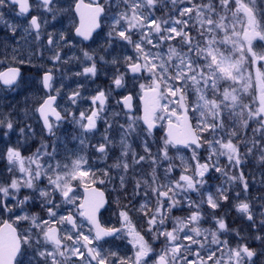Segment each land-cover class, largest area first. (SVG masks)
Wrapping results in <instances>:
<instances>
[{
	"label": "snow or ice",
	"instance_id": "snow-or-ice-1",
	"mask_svg": "<svg viewBox=\"0 0 264 264\" xmlns=\"http://www.w3.org/2000/svg\"><path fill=\"white\" fill-rule=\"evenodd\" d=\"M106 2L90 0L85 4L84 0H77L75 11L79 23L75 27L76 36L84 41L93 39V33L101 27V18L107 14ZM169 2L172 14L168 19H157L154 12L158 6L164 3L166 7ZM54 3L55 0H37L36 7L44 12H54ZM119 3L123 5V11L110 17L107 36L109 46L119 40L134 50V55L123 57L124 72L118 70L108 89L97 90L90 97V107L79 111L78 115L61 107L58 98L63 85L55 87L52 72H43L40 83L44 95L32 113L41 123L42 131L55 139L52 143L41 144L31 156L25 157L19 146L11 144H7L2 153L9 165L7 170L13 175L9 181L0 182V216L7 213L10 218L14 216V223H26L28 227L19 230L13 223L3 221L0 264H74L73 258L79 264H208L209 261L212 264H264V204H261L260 218L257 219L252 201L247 199L249 183L242 171L246 157L257 151L259 162L264 165V71L260 68L255 75L258 96L244 102V94L252 83L251 73L245 74L247 54H251L252 64L264 61V51L258 53L253 48L254 40L264 41V7H258V0H201L199 3L196 0H119ZM178 4L185 6L177 8ZM9 7L17 16L27 17L33 5L30 0H0V9ZM193 14L203 43H194L186 30ZM0 22L14 38L17 26L5 20L2 11ZM42 23L47 21L32 15L24 31L35 32L36 39H39ZM134 34H139V40H133ZM176 37H180L181 47L170 43ZM61 41H65L63 33L59 39L53 34L48 35L49 46L57 47ZM166 43L167 50L163 51L162 46ZM226 45H231L228 54L221 51ZM83 58L91 63L75 75L95 78L98 67L93 55L84 51ZM52 59L61 61L62 58L56 52ZM100 60L104 57L101 56ZM19 63L25 61L20 59ZM111 63L116 65L120 60L113 59ZM127 74H131L132 86L139 90L143 116L129 115L133 93L129 92L116 101L117 105L128 110L125 112L128 116L126 126L119 127L121 151L117 161L102 171L103 178L97 176L101 170L93 169L84 155L74 153L70 164L61 165L57 160V132L61 125L71 117V122L79 130L72 138L79 141L83 150L88 134L97 130V122L106 110L111 92L127 89ZM20 78L19 68L0 72V83L6 88L15 90L20 87ZM221 82L227 84L223 90ZM81 87L83 85H78ZM190 89L196 95L191 104L186 102ZM67 99L77 105L83 97L76 90ZM163 121H166L165 134L158 154L153 156L147 137L152 136L157 123ZM226 121L232 125L231 130ZM105 123L102 141L87 145L104 159L108 157L110 145L114 144L108 135L112 124ZM252 124L255 127H251ZM238 126L245 130L251 127L254 139L250 144L236 130ZM16 127L10 116H0V137L5 141ZM138 127L145 134L143 147L147 156L132 152V163L139 165L150 160L153 165L150 181L136 179L132 189L133 199L143 190L145 202L135 210L145 219V234H141L132 223L129 216L132 205H125L119 211L120 227L103 226L99 214L107 201L105 193L93 186L111 183V172L116 169L120 172L119 191L126 190V177L131 167L128 162L131 146L127 141ZM32 132L30 124L19 127V133L25 139ZM241 144L247 149L243 155ZM205 146L208 157L201 163L198 150ZM173 148L191 150L196 164L188 174L190 166L181 156L184 167L179 179L161 184L156 170L164 164L166 175L174 170L169 156ZM221 157L226 158L225 167H221ZM232 169L239 170V174H230ZM212 172L220 173L227 187L217 186L214 193L206 189ZM44 180L47 183L42 186ZM232 185L240 187L233 197L237 201L233 206L248 222L250 231L247 236L242 235L239 228L229 226L227 214L216 215L223 203L230 200V193L234 190ZM77 188L83 189V196L78 195ZM22 190H27L26 194L22 195ZM149 191L156 201L154 207L149 206ZM242 193L243 199L240 198ZM192 194L198 199L194 200ZM34 205H39L45 215L26 211ZM204 205L211 210L208 219L212 226L208 228L202 226L206 220ZM174 209H187L188 215L174 217L171 215ZM107 238H128L134 256H121L117 251L105 250L103 244L108 243ZM161 239L164 247L156 253L153 242Z\"/></svg>",
	"mask_w": 264,
	"mask_h": 264
},
{
	"label": "flooded vegetation",
	"instance_id": "flooded-vegetation-1",
	"mask_svg": "<svg viewBox=\"0 0 264 264\" xmlns=\"http://www.w3.org/2000/svg\"><path fill=\"white\" fill-rule=\"evenodd\" d=\"M77 0H55L54 3V12H44L42 9H38L36 7L37 0H30V3L33 5L31 12L28 14L27 17L23 16H17L15 10L13 8H5L0 9L4 13V19L7 20L11 24H15L17 26V33L16 36L13 38L11 32L6 27V25L3 22H0V62L2 63V66H4L0 72H3L4 70L8 68H19L21 73L20 83L23 84V89H29L32 87L30 84H28L23 79L27 74L30 75V73L36 74V69H26L23 66H20L19 60L21 59L20 53L9 54L8 48L6 46L7 41L15 40L17 43L20 42L19 36L22 32L23 35H25L24 28L27 27L28 20L31 18L32 15H38L41 17L42 21L46 20L47 23H42L41 32H40V38L36 39L35 32L31 33L32 41L29 43V46H32L33 48H37L41 45V43L44 44V51H45V57L46 65L48 70L51 71L52 74H55V70H58V68H68V73L70 74V71L77 70L78 68H81L83 63L85 62L87 65L90 64V61H86L83 58V52L88 51L90 54L93 55L94 60L97 62L98 67V73L95 78L86 77L81 75V77L84 79H88L89 83L92 85L94 90L88 91L91 95H95L97 90L99 89H108L109 85H111L112 77L114 74H118L119 72H124L125 66L123 62V57L134 55L132 53V46L126 45L123 42L117 40L112 42L111 46H109L108 43V36L107 33L110 31V17L113 14H116L120 11H123V5L119 3V0H107L106 2V8H107V14L101 18V27L96 30V32L93 33V39H90L88 41L82 40V38L76 36L75 34V27L79 23V15L75 11V4ZM90 0H84L85 4H88ZM102 3L105 2V0H101ZM161 4L158 6L157 10L154 12V16L157 19H168L169 16L172 14V9L168 8L167 11H164V9H160ZM147 14V13H146ZM53 16H55V19H53ZM191 37L193 38V42L200 41L203 43L202 38L199 36V27L198 24L194 22V20H189V24L186 29ZM63 33L65 36V41H61L60 45L57 47L49 46L47 43L48 35L53 34L56 39H59V35ZM140 38V37H139ZM133 40H135V37L133 36ZM66 41H70V43H67ZM173 45H176L178 47H181V40L180 37H176L175 40L170 42ZM168 47V44H164L162 46V50L166 51ZM182 50L186 51V49ZM56 52L60 53L61 61H54L52 57ZM103 56L104 60H100V57ZM113 59H119V64H112L111 61ZM54 65V66H53ZM53 66V67H52ZM26 71L28 73L26 74ZM45 72V71H44ZM82 72V70L80 71ZM31 74V75H33ZM40 77L42 76L43 72L39 73ZM38 74V75H39ZM131 74H127L125 77L126 84L128 85L127 89H115L111 92L109 100L107 102L106 106H109L113 108L114 110L119 108L122 110V112H127V109H123L122 105H117L116 101L120 100L122 96L128 95L129 92L133 93L134 99L132 101V110L131 113L138 114L140 117L141 114V104H140V95L138 88H134L133 81L130 79ZM42 86V84H41ZM0 89H2L4 92L8 94L9 91L13 90L11 88H6L2 83H0ZM43 89V88H42ZM44 95V90L41 89L38 90L37 95L40 94ZM12 103H17L19 101V97H11ZM187 103L191 104L192 101L190 99V95H188V99L186 101ZM58 103L61 104L60 99L58 98ZM22 103V100L19 101L18 105L20 106ZM37 104L34 105V107ZM12 114H18V112L15 110ZM110 124H113L111 122H108ZM141 123V122H140ZM28 123H24L23 126ZM38 124L40 128H42L41 123L38 121ZM142 125V123H141ZM22 126V127H23ZM70 126V127H69ZM166 126V121L164 122V128ZM254 124L251 125L253 127ZM116 125H112L111 130L108 132V135L113 137L115 136ZM160 123H157V127L153 130V135L147 137L148 144L151 149V153L153 156H156L158 154L159 148L162 144V138L164 136V128L163 130H160ZM105 128L106 123L98 125L97 122V130L95 132H99V134L103 137L105 134ZM33 129V128H32ZM99 129V130H98ZM34 130V129H33ZM138 131L140 133L139 143H135L132 146V138L131 136L128 138V141H130V152L128 156V162L131 164V155L132 152H135L138 155H145L147 156V153L144 150L143 147V140L145 138V134L141 133V128H138ZM79 132L77 126H75L73 123L65 124L63 123L61 125V128L57 132V138H58V144H57V160L61 163L64 162V159L68 158H74V156L71 155H64L66 154V148L65 145L68 144L71 149L76 148V144L73 142H66V140H72L73 136L77 135ZM94 132V133H95ZM43 134L46 136L45 140L53 141L55 138H50L47 136L45 132ZM93 134V133H92ZM120 134H116L118 136ZM158 135V136H157ZM98 136V135H96ZM93 137L89 136V138ZM101 137V138H102ZM96 138V137H95ZM120 138V136H119ZM156 138V139H154ZM114 141V140H113ZM94 144H97L98 140H93ZM110 151L108 153V157L104 159L105 162H108L111 166L113 163H115L120 156L121 148H119L117 145H110ZM175 149V148H173ZM183 149V148H181ZM172 153H169L171 155ZM97 156L101 157V154L98 153ZM92 157H95L94 155H89V159L93 160ZM99 159V158H96ZM70 160V159H69ZM174 161V157L172 156V162ZM203 163V162H202ZM174 165V162H173ZM166 164L163 166L165 167ZM162 167V166H160ZM160 167L157 168L156 174L157 177L160 176L161 169ZM141 169H142V175L144 176V179H148L150 181L151 175L153 173V165L150 163V160H146L145 162L141 163ZM119 175L120 172L116 169H113L111 172L112 176V182L111 183H105L101 186L97 184L93 185L94 187L102 190L105 193V199L107 203L105 204V207L99 214V218L101 221V224L106 227H120L119 222V211L125 206V205H132V207L129 210V213L132 215V210L137 204L136 199H133L132 197V185H133V179L136 178V171H133V169L130 167L129 172L127 174V186L126 190L121 192L119 191ZM213 175V172L211 173V177ZM102 177V176H101ZM150 177V178H149ZM103 178V177H102ZM173 180V179H172ZM211 180V179H209ZM117 189V191H114L113 189ZM77 193L80 196H83L82 188H77ZM144 195V194H143ZM30 210H33L34 212L40 211V215H43V211L40 210L39 205H34L31 207ZM135 216V215H133ZM131 218L133 225L135 228L141 232V234H145L146 230V222L144 220L143 216H137ZM172 216L176 217V211H172ZM229 217V216H228ZM9 221L10 223H13V226L18 227L19 230H23L28 227V225L20 224L17 225L11 220H8L4 218L2 221ZM171 227V225H169ZM239 228H242L240 225ZM245 230L243 231V233ZM146 238L151 241V237L146 235ZM108 243L103 244V247L105 250L111 249L113 251H117L121 256H128L133 257L134 256V249L132 248L131 244L128 242V238L123 239H113V238H107ZM70 243V242H69ZM153 247L155 249L156 253H159L163 247L164 242L163 239L153 242ZM192 258V257H190ZM74 264H79V261L76 260V258H73Z\"/></svg>",
	"mask_w": 264,
	"mask_h": 264
},
{
	"label": "rangeland",
	"instance_id": "rangeland-1",
	"mask_svg": "<svg viewBox=\"0 0 264 264\" xmlns=\"http://www.w3.org/2000/svg\"><path fill=\"white\" fill-rule=\"evenodd\" d=\"M197 3L201 2V0H196ZM185 4H178L177 8H182L184 7ZM258 7H264V0H258ZM168 8L172 9L170 2L167 4V6L165 7L164 3H161V7L160 9H164V11H167ZM183 19H188V17H183ZM191 20H194L195 23H197L196 19H195V15L193 14V17ZM223 33L220 34V36L222 37ZM31 34L26 33L25 35H23V33H20L19 39L20 42L17 43L15 40L12 41H7L6 46L8 48V53L9 54H15V53H20L21 55V59H23L25 61L24 64H20V66L25 67L26 69H36V74L33 73H28V71H26V76L23 79L24 81H26L28 84H30L32 87H30L28 90L27 89H23V84L20 83V87L16 88L15 90H11L8 92V94L6 92H4L2 89H0V116H10L11 119L13 120V122L17 125L16 127V131L14 133H10L9 134V138L8 141H5L2 137H0V182H5V181H9L13 175V173H9L8 172V163L5 159L2 158V153L6 150V145L7 144H11L13 146H19L20 150L22 152V155H24L25 157L27 156H31L37 148H39L41 146V144L43 143H52L53 141H49V140H45L46 136L43 134L42 128H40L39 124H38V120L35 119L33 117V113H32V109L34 108V105L38 103V101L40 100L41 97H43V94L41 93L40 95H37V92L39 89H42L41 83H40V72H44L46 70H48L47 65H46V60L47 58L45 57V51H44V44L41 43L40 46H38L37 48H33L32 46L28 45V42L30 43L32 41V38L30 37ZM135 37V40H139V34H134L133 35ZM231 48V45H226V46H222L221 47V51H225L226 54H228L227 50ZM253 48L256 52H261L264 51V41H260V40H254L253 41ZM132 53L134 54V50L132 48ZM30 61V63H29ZM54 66V65H53ZM52 66V67H53ZM87 66V64L84 62L81 68H78L77 70H73L70 71V74L68 73V68H58V70H55V74H53L54 77V86L57 88H60L61 85H63L62 89H61V96L59 97L60 101H61V107L62 108H67L70 112H74L76 113V115H78L79 111L81 110H85L87 108L90 107L91 101H90V97L92 96L88 91H92L94 90V88L92 87V85L89 83V80L86 78H82L81 76H77L75 75V73L80 72L81 70H83V67ZM264 61H257L255 64L251 63V54H247V59L245 61V68H246V72L245 74L247 75L249 72L252 75V83H251V87L248 89V92L246 94H244V102H249L252 99H255L258 96V86L256 85L255 82V75H256V70L257 68H260L261 71H264ZM4 66H2V63L0 62V70L3 68ZM33 74V75H31ZM39 74V75H38ZM78 85H83V87L78 88ZM227 84L225 82H221V90H223V87H226ZM80 91L81 95L83 97V99H80L77 103V105H72L70 101H68L67 97L68 95H70L73 91ZM188 95H190V99L192 101V103L196 100V95L194 93V90H189ZM11 97H19V101L22 100V103L20 106L18 105L19 101L17 103H12ZM17 111L18 114H12L14 111ZM117 113H119V115H116ZM129 115H134L136 117H139L138 114H134V113H129ZM127 120H128V116L125 115V112H122V110L119 108L114 110L113 108L106 106V110L104 112L101 113V119L98 121V125L100 126V124H104L105 121L107 122H111L113 123L112 125H116L115 127V131L114 134L115 136L111 137L114 140V144L115 146L117 145L120 148V138L118 136H116V134H120L119 133V127L120 125H125L127 124ZM164 122H158V124L160 123L164 125ZM24 123H28L31 125V127L34 129L32 133H30L29 138L25 139L24 137H22L19 133V127H22ZM71 122V117H69V120L67 122H65V124H70ZM226 125L228 127L229 130H231L232 125L226 121ZM70 127V126H69ZM255 127V124L254 126ZM139 128V127H138ZM137 128V132L134 133L133 135H131L132 138V146L134 145V141H136L135 143H139L140 139H139V131ZM163 127H160V130H162ZM99 130V129H98ZM238 132H240L241 136L244 138L246 137L249 144L251 143V141L254 139L253 135H252V131H251V127L247 130L243 129L242 127H237L236 129ZM0 133H2V130H0ZM91 138H89V136H92ZM98 135V136H96ZM158 136V135H157ZM96 137V138H95ZM102 136L99 134V132H95V133H90L88 134V140H86L85 142V146L83 147V150H81V145L79 144L78 140H66L64 141L63 144H65L66 142H73L76 144V148L73 149H69V145L66 144L65 148H66V154L64 155H73L78 154V155H84L86 156V158L89 161V165L93 168V169H100L101 172H97V176L102 178L101 173L104 169H107L110 167L108 162H105L103 158H101L100 156H97L98 153L95 151L94 148H90L87 147L88 143L90 142L91 144L94 145L93 140H98L99 142L102 141ZM164 137V136H163ZM258 139V137H255ZM156 139V138H154ZM130 141H127V143L130 145L129 143ZM113 144V145H114ZM112 146V145H111ZM131 146V145H130ZM247 149H245L243 147V145L241 146V154L243 155L244 153H246ZM169 153H172L171 155H169L170 157H174V170L170 173V174H165V167H163L164 165H162V167H160L161 172H160V176H158V180L161 184H166L169 181H175L179 179V176L181 174V172L183 171V167L184 164L182 163L180 157L183 156L184 161L190 166V171L188 174H191V169H194L196 161L192 159V151L191 150H186V149H170ZM89 155H94L95 157H92L93 160L89 159ZM74 156V155H73ZM259 152H255V157L256 159L252 162L249 161L248 156L246 157V162L245 164L242 166V171L245 174L246 179L248 180L249 183V192L247 193V199H249L250 201H252V205H253V210L257 212V219H259V215L258 212L260 210L261 204H264V183H262V181H264V165L260 164L259 159ZM208 157V151L207 148L205 146V148H202L200 151H198V158L201 162V160H206V158ZM70 159V160H69ZM73 158H70V156H66V158L64 159V162L61 163V165L67 163L70 164L71 160ZM172 162V163H173ZM55 163V162H54ZM202 163V162H201ZM220 164L221 167H225L227 165V161L226 158L221 157L220 158ZM131 168L133 169V171H136V178L133 179V185L132 188L134 187V182L136 179H144L143 175H142V169H141V164L139 165H135L132 163V155H131ZM16 175H18V173H14ZM230 174H239V170L236 169H232L230 171ZM150 178V177H149ZM151 179V178H150ZM173 179V180H172ZM47 181L44 180L42 182V186L43 184H46ZM76 183V182H74ZM107 183V182H106ZM98 185H102L99 184ZM220 185H225V178L223 176H221L220 173H215L213 172L212 178L211 180H208L207 185L205 186L206 189L212 191L213 193L216 191V187L220 186ZM227 187V185H225ZM232 188L234 189L233 192L230 193V200L228 202H224L222 205V208L216 211V215L220 216V215H226V221H227V217L229 216V226L231 228H239L238 225L236 224L235 221H238L239 223H241L242 226V235L247 236L250 229L248 228V222L246 220H244L239 213H237L235 207L233 206L237 201L235 199H233V197H235V192L240 191V187L238 185H232ZM27 190H22V195L26 194ZM192 198L198 199V197L196 196V194H192ZM241 199L245 198L244 194H241ZM57 199L59 200V197H57ZM137 201V204L135 205V207L132 210V215L131 213H129L130 218L133 217H137V216H143L140 212L136 211L135 208H138L139 205L141 203L145 202V198L143 195V190H141V193L138 197L135 198ZM148 201H149V206L150 207H154L155 206V198L153 197L152 193L149 191L148 193V197H147ZM31 207L27 208L26 211H28L29 213L34 212L33 210H30ZM173 211H176V217H184L188 215V211L187 209H183V210H178V209H174ZM203 211L205 213L206 216V220L203 223V227L208 228L211 227V222L208 219V214L210 213V209L207 207V205H204ZM38 213L40 214L41 212L38 211ZM19 214V213H17ZM45 213L43 212L44 216ZM172 215V213H171ZM4 218L11 220L14 222V216L13 217H9V215L7 213L3 214L2 216H0V224L3 222L2 220H4ZM145 220V219H144ZM234 221L235 225H231V223ZM147 228V225H146ZM245 230V232L243 233V231ZM85 231H87V229H85ZM231 242V241H230ZM71 243V242H70ZM185 243H187L185 241ZM254 247L256 245H253ZM195 248V246H193ZM203 254V253H202ZM217 255H220L219 253H217ZM194 258V257H192ZM208 264H212L211 261L208 262Z\"/></svg>",
	"mask_w": 264,
	"mask_h": 264
},
{
	"label": "trees",
	"instance_id": "trees-1",
	"mask_svg": "<svg viewBox=\"0 0 264 264\" xmlns=\"http://www.w3.org/2000/svg\"><path fill=\"white\" fill-rule=\"evenodd\" d=\"M244 140H246L247 142H248V140H247V138L246 137H244L243 138ZM243 144H241V146H242ZM71 147H69V149H70ZM248 158H249V161L250 162H252V161H254L255 159H256V157H255V153H253V154H250V155H248ZM204 160V159H203ZM233 219V218H232ZM232 219H229V217H227V222H229V220H232ZM236 222V224L238 225V227H240V225H241V223H239L238 221H235ZM231 225H235V223H234V221L231 223ZM241 231H242V229L243 228H239Z\"/></svg>",
	"mask_w": 264,
	"mask_h": 264
},
{
	"label": "water",
	"instance_id": "water-1",
	"mask_svg": "<svg viewBox=\"0 0 264 264\" xmlns=\"http://www.w3.org/2000/svg\"><path fill=\"white\" fill-rule=\"evenodd\" d=\"M9 69V68H8ZM8 69H6V70H4L3 72H6ZM140 104H141V114H140V117H142L143 116V102L141 101V99H140ZM141 123H142V121H141ZM165 130H166V126H165V129H164V134H165ZM100 190V189H99ZM102 191V190H101ZM82 192H83V189H82ZM103 209H101V211H102ZM3 226V223L0 225V227H2Z\"/></svg>",
	"mask_w": 264,
	"mask_h": 264
}]
</instances>
